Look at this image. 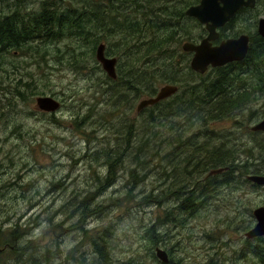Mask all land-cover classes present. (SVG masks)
I'll return each instance as SVG.
<instances>
[{"label": "rangeland", "instance_id": "1", "mask_svg": "<svg viewBox=\"0 0 264 264\" xmlns=\"http://www.w3.org/2000/svg\"><path fill=\"white\" fill-rule=\"evenodd\" d=\"M10 1L14 4L13 10L17 8L27 13L25 18L38 12L40 0H0L1 18L5 11H9ZM174 5L176 4L173 3ZM136 15L143 17L134 14L132 19L135 21ZM254 15L257 21L264 17V0L257 1ZM25 18L19 37L24 35L27 28L33 26V22L28 23ZM253 22L254 20L244 22L245 29L242 34L248 35L247 31L254 29ZM200 26L204 29L202 25ZM236 26L234 22L231 28ZM108 36L107 40L100 41L98 45L103 43L107 46V42L110 41L111 45L108 48L114 50L115 42L120 40V35L116 32L115 36ZM205 36L206 31L203 38ZM38 39L39 36L33 39L37 41L32 42L31 51L22 59L26 63H22L19 72L23 86L14 83L16 71L10 69L9 62L5 63L0 56L2 71L0 73L4 76L0 85V244L5 241L10 226H14L13 228L18 229L19 234L23 236L19 240L20 244H25L28 239L34 242L36 257L40 264H105L100 257L105 258L106 264L109 262L121 264L127 260H132L134 264H157L150 249L152 243L146 236L151 233L148 227L149 220L153 221V212L159 213L153 223L162 225V206L165 200L163 198L156 204L161 196L154 194L158 198L157 202L156 198L145 196L150 193L146 189L151 179L150 188L157 187L165 180L163 166L166 164L161 157L151 160L150 164L144 163L155 143H159L161 152L163 149H170L174 143H182L180 133L183 132L179 133L171 126L150 123L145 119L146 112L136 111L137 104L144 99L141 98L142 92L137 82H132L133 88L128 85L124 87L127 97L121 99V104L115 93L119 76L116 81L110 79L97 61L93 63V56L79 61L68 60L66 40L47 43ZM200 40L197 39L196 43ZM75 41L90 43L80 38H75ZM184 43L186 42L182 45ZM176 46L177 42H174L172 49ZM122 49L123 47H118L116 55L119 54L120 69L125 72L126 67L123 65L126 61L121 56ZM38 50L47 51L44 59L51 66L48 72L45 65L40 70L38 65L36 67L32 64L29 67L27 64L30 60L40 59ZM58 51L61 57L58 56ZM29 56L31 57L26 59ZM56 57L58 59H55ZM140 57L131 47L130 61L134 62ZM190 59L189 54V62ZM67 61L76 63V72L64 64ZM62 63L69 69L70 74L63 70ZM166 70L170 73L184 71L173 66L166 67ZM42 71L46 77H41ZM148 72L158 77L153 71ZM214 75L213 70L209 69L200 76L203 80H214ZM182 76L180 80L188 83L202 82L201 77L188 80ZM25 84H29V87H25ZM161 86L163 85H154L157 89ZM247 88L250 91L242 93L236 99L235 104L239 106L236 111L229 117L222 116L223 119L211 123L219 135L217 150L225 152L238 149L237 152H240L242 157L239 161L241 166H236L233 172L232 184L227 186L233 188L232 195L218 202L230 213L239 209L235 221L239 218L250 219L247 210L264 203V192L243 180L251 171L252 165L245 162L248 156L241 151V147L248 145L247 143L253 144L249 146L252 154L264 159V137L250 130L260 119V113L264 112V81L247 85ZM21 90L25 93L23 98L18 97ZM82 92L90 93L92 97L101 95L104 110L97 114L90 112L89 109L83 112L72 111L85 107ZM111 94L118 101L114 100ZM41 96H50L63 106L61 111L59 109L54 113H42L45 116L57 114L55 121L37 115L40 112L36 108V98ZM178 96H183L181 90ZM177 103L186 105L185 101ZM178 109L184 110L180 112L181 116L193 115L188 113L187 105ZM166 115L170 114H163L162 123ZM194 116L197 118L187 125L184 133L201 129L200 124L204 126L209 122L208 120L201 123L202 118L199 115ZM58 120L65 124H58ZM132 122L137 125L136 130L133 126L129 129L128 126L121 127L123 123L128 125ZM168 134L174 142L167 139ZM119 138L124 140L122 142L124 146L128 142L134 144L135 150L123 147L118 141ZM183 147L185 150H191L193 145L183 144ZM125 156L131 157V160H124ZM137 156L145 157L138 164V174L135 165ZM108 158L112 161L120 158L122 160L115 161V164L109 166ZM256 165L263 170L264 160ZM110 171L115 172L114 185H102L104 177ZM178 179L179 175L176 173L174 176L176 184ZM90 194H95V197L88 205V209L74 208L75 199L81 200ZM150 200H154L155 203L148 207L151 204ZM149 209L154 211L150 213ZM89 210L98 212L94 214ZM229 228H233V225L231 224ZM242 232L229 230V233L226 232L224 235L238 237ZM200 243L199 239L194 245V255L201 252L203 256L206 253L205 245L208 244L199 246ZM228 243L226 240L223 241L226 247ZM170 245H176L175 240ZM181 246V254L179 252L174 254H180L183 258L189 253L191 246L188 240L182 241ZM184 246H187L185 252ZM4 248V252L0 254V264H9V261L15 258V254L8 247ZM99 249L103 253L99 252ZM250 252L257 264H264V244L256 245Z\"/></svg>", "mask_w": 264, "mask_h": 264}, {"label": "trees", "instance_id": "2", "mask_svg": "<svg viewBox=\"0 0 264 264\" xmlns=\"http://www.w3.org/2000/svg\"><path fill=\"white\" fill-rule=\"evenodd\" d=\"M145 1L146 3L144 4ZM199 1L200 0H40L38 12L33 16H27L25 18L26 22H33V26L27 28L25 31V56L32 49L33 39L39 36L38 40L47 43L66 40L68 42V51L66 52L68 60L79 61L93 56L94 63L96 61L95 50L98 43L102 40H107L109 37L108 35H111V37L115 36L117 32L120 35V40L115 42L114 50L108 48L111 43H109L110 41L107 42V46L105 45V56L118 58L117 77L119 76L120 79L118 78V87L115 91L118 100L127 97L124 87L128 85L131 88L132 82H137V84H139L142 92L141 98L154 96L158 90L154 87L155 84H162L163 86L166 84L177 85L180 86L179 89L183 92V96H176V102L185 101L189 108L188 113L199 115L202 118L201 123L213 119L220 120L224 118L222 116L229 117L233 111L239 108V106L235 104L236 99L242 93L244 94L250 91L247 85L258 83L260 80L264 81V79H262L264 77V63L262 60V56L264 57V40L256 34L255 24H257V18L254 15L256 7L252 10L242 9L228 25L221 29L220 38L237 37L242 34L245 29L244 22L254 20V29L250 32L247 31L250 37V44L245 59L239 63L213 69V73L215 74L214 80H203L200 75L190 70L189 54L181 50L183 42L191 41L192 43H196L197 39H202L205 35V30L196 20L185 16V9L197 5ZM173 3L176 5L173 6ZM14 10L21 11L17 8ZM134 14H140L143 17L136 15L135 21L132 19ZM234 22H236L237 26L231 28ZM19 23L20 21H12L8 24L7 20L2 21L0 17V52L3 50L4 37L9 35L10 27L17 28ZM75 38H80L82 41L88 40L91 44L88 42H77ZM174 42H177L178 46L172 49ZM118 47H123L121 56L126 61V64L123 65L126 67L125 72H122L120 69L121 61L119 54L116 55V49ZM131 47L141 56L134 62H131L129 58ZM38 53L43 66L45 61L44 56L47 51L38 50ZM58 56H60L59 51ZM30 57L31 56L26 57V59ZM55 59H58V57ZM64 64H66L71 71L76 72V63L74 64L73 62L67 61ZM64 64L62 63L63 70L70 74L69 69L65 67ZM168 66L181 68L184 69V71L183 73H170L166 70ZM148 70L153 71L159 78L151 72H148ZM0 72L2 73L1 70ZM1 73L0 85L3 83L4 79ZM181 75L188 80L201 77L202 82H198L197 84L188 83L180 80ZM42 76L46 77L44 71L41 73V77ZM17 84L23 86L22 82ZM25 87L28 88L29 84H25ZM20 92H22V90ZM137 92L139 91L137 90ZM110 93H112V90H110ZM24 96L25 94L19 97L23 98ZM111 96L113 98V94H111ZM82 99L85 102V107L72 111L83 112L85 109H89L90 112L97 114L104 110V102L101 95L92 97L90 93L82 92ZM119 102L122 104V100ZM186 105L177 103L174 109L170 108L171 105L167 107L166 104H163L161 101L154 107L142 110L141 113L146 112L145 119L148 122L160 123V125H162L163 114L172 115V113H176L175 110L186 107ZM214 110H216V112ZM218 114H221V116H218ZM57 123L65 124L61 120H58ZM75 124L78 125L76 122ZM124 126H128V129L130 126H133L135 130L137 127L134 122L128 125L123 123L121 127ZM92 132L96 133L95 131ZM118 141L122 144L124 140L119 138ZM122 146L128 150H135L134 144L130 142H128L126 146L123 144ZM226 153L227 151L224 152L221 149L218 151V154L224 155ZM228 154L232 156L235 162L237 153L233 152V154ZM111 158H108L107 161L109 166L115 164V160L112 161ZM143 158L145 157L137 156L135 162L137 174L139 171L138 164ZM144 164L147 165V159ZM218 166H220V163H218ZM114 174L115 172L110 171L109 174L104 177L102 185H114ZM94 195L95 194L86 195L81 200L75 199L74 208L88 209V205L91 204L95 197ZM145 197L156 198L149 194ZM89 211L94 214L98 212V210ZM13 227L14 226H10L5 241L0 244V247H8L10 251L15 254V258L10 260L9 264H40V261L36 257L34 242L28 239L25 244H20L19 240L22 239L23 236L19 234L18 229ZM100 252L103 253L102 250H100ZM100 258L101 261L106 264L105 258Z\"/></svg>", "mask_w": 264, "mask_h": 264}, {"label": "flooded vegetation", "instance_id": "3", "mask_svg": "<svg viewBox=\"0 0 264 264\" xmlns=\"http://www.w3.org/2000/svg\"><path fill=\"white\" fill-rule=\"evenodd\" d=\"M13 8V2L10 1L9 11L3 13L2 21L7 20L8 24L12 21H20V23L17 28L10 27L9 35L4 37L3 50L0 52V56H2L5 63L9 62L10 69L16 71L14 75V83L17 84L21 83L19 72L22 63L26 64L22 60L25 57V31L22 37H19V31L21 30V26L27 13L24 11H15ZM220 30L221 29H219V34ZM259 37L264 40L263 37ZM219 40L214 42L213 46L218 45L223 39ZM262 58L264 61L263 56ZM45 62L46 59L44 65L46 66L45 70L48 72V69L51 66ZM27 64H29V67L32 64L36 67L38 65V68L40 70L42 69L40 59L30 60ZM9 71L10 70H7V72ZM262 79H264V77ZM24 94L25 93L18 92V97ZM50 96L55 97L51 94ZM176 96H178V92L163 100V104H166L167 107L171 105L170 108H175ZM36 108L40 112L37 115L48 117L50 121H55L57 114L45 116L42 113L49 112L40 110L37 105ZM59 109L61 111L63 106L60 105ZM183 111V109H178L176 114L166 115L162 123L163 126L176 128L179 133L183 132L180 133L182 143H174L170 149H163L162 152L159 150V143H155V145L151 147L150 154L147 157L148 164H150V161L156 157H161L166 164L163 166V177L165 178L163 183L159 184L157 187L153 186L150 188L149 184L152 181L151 179L147 184L146 189V191L148 190L150 192L149 195L154 196V194H157V196H161L159 201L158 198L155 199V202L158 201L156 204L160 203L163 198L165 200L162 206V225L153 223V221L159 216V213H155L153 212V209H149L150 213L153 212L154 217L153 221L149 220L148 228L151 233L146 237L150 238L152 243V247L150 248L152 250V257L157 264H257V261L250 250L255 248L256 245L264 244V236L249 238L246 234L257 224V220L253 213L254 210L257 208H263L264 203L252 210H247L250 219L246 220L239 218L236 221V214L239 209L230 213L224 205L218 204V202L225 200L228 195H232L231 191L233 188H228L227 186L232 184L235 167L241 166L239 163L242 158L240 152H237L238 149L227 151L232 152L230 154H233V152L237 153L235 162L233 161L232 156L228 153L224 155L218 154L217 137L219 135L218 131H216L211 125L212 122H217L216 119L210 120L204 124V126L200 124L202 127L201 129L190 130L188 133H184L187 125L197 117L194 115L181 116L180 112ZM214 111L216 112V110ZM260 116L261 117L257 123L264 120V112H261ZM253 133L264 137L263 131H255ZM167 139L174 142V139L170 134L167 135ZM187 142H189V144H186ZM183 144L193 145V148H191V150H185ZM247 144L248 145L241 147V151H244L246 156H248V158L245 159V162L251 164L252 168L251 171L244 176L243 180L253 188L264 192V185H258L248 180L249 177H264V169L262 170L256 165L264 159L252 154L250 147L253 144ZM221 145H223L222 141ZM199 149L202 150L198 151ZM125 159L131 160V157L125 156L124 160ZM121 160L122 159L120 158L115 161L121 162ZM218 163H220V166H218ZM169 165L171 166L168 167ZM176 173L179 175L177 184L174 182V176ZM150 202L151 204L148 205V207L155 203L154 200H150ZM231 224L233 225V228H229ZM229 230L243 232L242 235L238 237L232 235V237H226L224 234L226 232L229 233ZM199 239L201 240L199 246L208 244L205 245L206 253H204L203 256L201 252L195 253L194 255V245ZM173 240H175L176 245H170ZM184 240H188L191 250L182 258L180 256L182 252L181 242ZM224 240L229 242L228 247L223 245ZM186 247L187 246L183 247L184 252ZM157 249L164 252L166 258L165 262L160 261L157 256ZM100 250L101 249H99V252ZM175 252H179L180 254L176 255L174 254ZM1 253L3 252H0V254ZM201 257H203V259H201ZM108 264L112 263L109 262ZM121 264H134V262L132 260H127Z\"/></svg>", "mask_w": 264, "mask_h": 264}, {"label": "water", "instance_id": "4", "mask_svg": "<svg viewBox=\"0 0 264 264\" xmlns=\"http://www.w3.org/2000/svg\"><path fill=\"white\" fill-rule=\"evenodd\" d=\"M256 0H200L191 6L185 15L194 18L206 30V37L198 44L184 43L182 50L186 53H193L190 68L198 74H204L210 67H219L233 61H242L248 52V36L240 35L236 38L222 40L218 45L213 43L219 39V29L229 22L241 9L255 7ZM257 33L264 38V18H260L257 23ZM96 60L101 65L107 76L116 79V59L104 56V48L99 45L96 49ZM177 87L165 85L161 87L155 97L141 100L136 110L139 112L147 107H151L160 101L174 95ZM37 107L45 112H55L59 108V103L52 97H40L36 100ZM254 131L264 132V120L254 126ZM249 181L258 185H264V177H249ZM257 224L247 233V237L264 236V207L258 208L254 212ZM157 256L162 262L166 261L165 254L157 249Z\"/></svg>", "mask_w": 264, "mask_h": 264}, {"label": "bare ground", "instance_id": "5", "mask_svg": "<svg viewBox=\"0 0 264 264\" xmlns=\"http://www.w3.org/2000/svg\"><path fill=\"white\" fill-rule=\"evenodd\" d=\"M145 3H146V1L144 2V4H145ZM144 4H143V5H144ZM256 4H257V0H256ZM256 4H255V7H256ZM255 7H254V8H255ZM189 8H190V7H188V8L186 9V11H187ZM254 8H253V9H254ZM186 11H185V12H186ZM233 19H234V17H233L229 22H227V23H226L221 29H223L227 24H229ZM206 35H207V34H206ZM242 35H243V34H242ZM244 35H245V34H244ZM247 36H248V35H247ZM205 37H206V36H205ZM205 37H204V38H205ZM201 40H202V39H201ZM186 43H190V42H186ZM192 44H193V43H192ZM249 44H250V37L248 36V45H249ZM99 45H102V46H103L104 51L106 50V46H105V44L100 43ZM99 45H98V46H99ZM243 60H244V59H243ZM243 60H242V61H243ZM242 61H238V62H237V61H233V62L227 63V64H225V65H223V66L214 67V68L211 67L210 70L218 69V68H222V67H225V66H227V65H229V64L239 63V62H242ZM190 70H191L192 72L196 73V72L193 71L192 69H190ZM196 74H198V73H196ZM198 75H199V74H198ZM108 77H109V76H108ZM109 78H110V77H109ZM117 78H118V77H116L115 80H113L112 78H110V79H112L113 81H116ZM176 86H177V85H176ZM177 90H178V93H179V91H180L179 86H177ZM38 98H40V97H38ZM38 98H36V100H37ZM154 106H155V105H153V106H151V107H154ZM255 125H256V124H255ZM255 125H254V126H255ZM254 126L251 128V131H253V132H255L254 129H253ZM164 175H165V174H164ZM166 175H167V174H166ZM167 177H168V175H167ZM133 178H135V177H133ZM181 184H182V183H181Z\"/></svg>", "mask_w": 264, "mask_h": 264}]
</instances>
